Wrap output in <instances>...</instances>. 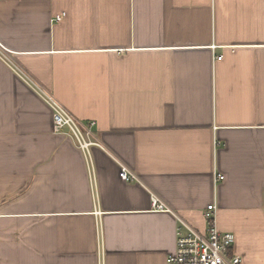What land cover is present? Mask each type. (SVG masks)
<instances>
[{"label":"crops","instance_id":"1","mask_svg":"<svg viewBox=\"0 0 264 264\" xmlns=\"http://www.w3.org/2000/svg\"><path fill=\"white\" fill-rule=\"evenodd\" d=\"M0 42L101 144L0 58V264H169L212 203L264 264V0H0Z\"/></svg>","mask_w":264,"mask_h":264},{"label":"built area","instance_id":"2","mask_svg":"<svg viewBox=\"0 0 264 264\" xmlns=\"http://www.w3.org/2000/svg\"><path fill=\"white\" fill-rule=\"evenodd\" d=\"M63 15L57 17L61 20ZM8 50L0 42V58L13 67L30 85L35 87L37 92L48 104L53 112V125L57 132L68 129L73 136L77 146L90 158L91 147L101 146L93 138L92 127L95 122L84 123L81 119L72 114L61 102L50 92L40 87L38 83L12 58ZM120 177L125 181L137 179V175L129 168L122 166ZM224 179V175L215 174V183ZM153 210L165 211L169 208L156 196L152 197ZM217 205L209 204L205 210L207 221L206 232H200L187 223L183 218L177 216L178 227L176 230V249L167 258L169 264H244L242 258L234 254L232 249L235 245L236 236L233 232L219 229L216 219Z\"/></svg>","mask_w":264,"mask_h":264}]
</instances>
